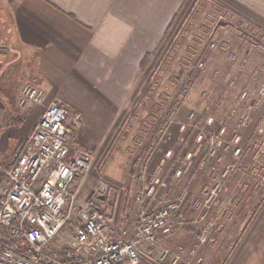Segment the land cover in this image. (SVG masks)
I'll return each mask as SVG.
<instances>
[{"label": "rangeland", "instance_id": "rangeland-1", "mask_svg": "<svg viewBox=\"0 0 264 264\" xmlns=\"http://www.w3.org/2000/svg\"><path fill=\"white\" fill-rule=\"evenodd\" d=\"M243 9L229 4L204 6L200 0L192 9V20L177 23L178 33L167 38L143 69L138 100L117 120L104 149L96 152L95 166L80 192L84 206L100 210L130 234L144 207L160 206L185 188L191 190V201L205 200L207 191L220 180L219 170L233 161L229 149L222 152L218 178L213 177L212 168L202 171L193 167L180 179L174 174L180 166L177 159L187 148L195 147V130L189 126L183 132L181 124L190 123L192 111L197 118L205 116L203 109L210 106L209 113L230 126L227 141L232 133L239 132L245 146L237 168L223 181L228 215L218 218L209 214L162 236L158 259L164 264H264V223L260 225L257 220V210L264 204V130H260L264 128V98L259 106L254 105L264 84V69L255 74L264 65V19ZM230 12L232 17L227 14ZM253 44L261 48H256L245 64L241 55L232 59V53ZM200 63L205 66L200 67ZM18 67L15 64L8 71V83ZM244 90L250 97L242 102ZM172 112L177 121L165 133L162 125ZM168 150H173L174 159L166 157ZM156 178L165 180L167 187L158 188L154 200H139L145 185ZM209 220L213 223L209 241L200 244L194 232H203ZM72 232L73 224L67 225L55 246L67 244Z\"/></svg>", "mask_w": 264, "mask_h": 264}, {"label": "built area", "instance_id": "built-area-1", "mask_svg": "<svg viewBox=\"0 0 264 264\" xmlns=\"http://www.w3.org/2000/svg\"><path fill=\"white\" fill-rule=\"evenodd\" d=\"M243 39L247 42L246 36ZM256 48L261 46L248 45L242 52L232 53L231 57L236 60L241 55L245 64ZM204 66L200 63V67ZM263 69L264 65L260 66L255 74ZM43 97L44 91L32 83H26L22 88V103H41ZM249 97L247 90L240 94L242 102ZM263 98L264 84L254 105L259 106ZM209 110L210 106H205L203 113L206 115L201 118L192 111L190 123L181 124L183 132L189 126L195 130V147L187 148L177 159L180 166L174 175L180 179L193 167L202 171L212 168L214 178H218L220 171V180L207 191L205 200L191 201V190L185 188L177 197L160 206L144 207L135 221L134 232L130 234L100 210L80 202L81 189L95 166L96 158L91 151L73 141L80 117H71L60 102H51L45 107L15 163L10 167L0 165V172L5 176V187L0 194V264H164L158 259L162 236L203 220L211 210L220 216L228 215L226 198H221L223 181L237 168L244 154V140L241 133L234 132L228 142L230 126ZM231 115H235V111ZM176 117L175 112L170 114L162 125L163 132L166 133L177 121ZM226 149L230 150L233 161L218 171L223 161L222 152ZM175 156L173 150L166 152L167 158L174 159ZM152 181L145 185L139 200H154L158 188L168 185L162 178ZM69 224H73L71 238L57 248V239ZM212 228L213 224H209L203 232H194L200 244L209 241ZM145 251L154 258H148Z\"/></svg>", "mask_w": 264, "mask_h": 264}, {"label": "crops", "instance_id": "crops-1", "mask_svg": "<svg viewBox=\"0 0 264 264\" xmlns=\"http://www.w3.org/2000/svg\"><path fill=\"white\" fill-rule=\"evenodd\" d=\"M198 2L0 0V165L15 163L53 101L66 107L71 117H80L75 145L94 156L102 151L117 120L139 98L145 56L159 53L167 38L178 33L181 19L192 20ZM227 4L264 19V0H202L204 6ZM15 64L17 73L8 83L6 76ZM26 83L44 91L41 103L21 102ZM9 118L20 123L3 126ZM4 187L5 176L0 179V194ZM209 214L220 216L214 210ZM257 214L263 225L264 204Z\"/></svg>", "mask_w": 264, "mask_h": 264}, {"label": "trees", "instance_id": "trees-1", "mask_svg": "<svg viewBox=\"0 0 264 264\" xmlns=\"http://www.w3.org/2000/svg\"><path fill=\"white\" fill-rule=\"evenodd\" d=\"M154 53H150V54H147L143 60V65H142V68L145 69L147 68L146 66L148 65V63L150 62V60L154 57ZM20 122H14L11 118L5 120V122L3 123V126H9V125H12V124H18ZM4 177V174H2L0 176V179H2Z\"/></svg>", "mask_w": 264, "mask_h": 264}]
</instances>
